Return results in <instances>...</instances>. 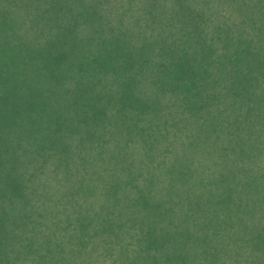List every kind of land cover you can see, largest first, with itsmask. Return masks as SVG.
Segmentation results:
<instances>
[{"label": "trees", "instance_id": "16d2710c", "mask_svg": "<svg viewBox=\"0 0 264 264\" xmlns=\"http://www.w3.org/2000/svg\"><path fill=\"white\" fill-rule=\"evenodd\" d=\"M263 148L264 0H0V264H226Z\"/></svg>", "mask_w": 264, "mask_h": 264}, {"label": "rangeland", "instance_id": "374dc122", "mask_svg": "<svg viewBox=\"0 0 264 264\" xmlns=\"http://www.w3.org/2000/svg\"><path fill=\"white\" fill-rule=\"evenodd\" d=\"M3 7L4 9L7 8L5 5ZM9 14L12 20L22 18V21H24L21 13L10 12ZM107 24L116 26L114 20L109 21ZM24 30L25 28L22 27L19 31L22 36V82L28 79L33 70H39V65H30L28 58L25 56L26 34H24ZM35 31V29H30L29 32L26 31L25 33H34ZM22 93H25L23 89ZM255 175H257V178L254 177ZM246 177L248 179L254 178L249 183L250 187L246 189L248 199L244 201L241 208L238 210L233 208L232 211L233 242L230 244L229 259L226 264H264V148L252 166L248 164ZM28 232L31 233L29 230ZM114 255L117 254L114 253ZM91 257L96 263L119 264L121 262H110L111 258L109 256L102 257L96 253H93ZM190 264L204 263L197 256L192 255Z\"/></svg>", "mask_w": 264, "mask_h": 264}]
</instances>
